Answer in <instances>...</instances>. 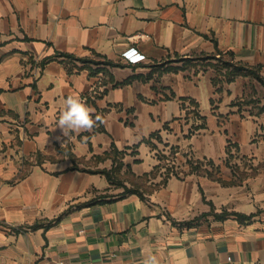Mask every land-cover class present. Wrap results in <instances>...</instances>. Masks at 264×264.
<instances>
[{
  "label": "crops",
  "instance_id": "1",
  "mask_svg": "<svg viewBox=\"0 0 264 264\" xmlns=\"http://www.w3.org/2000/svg\"><path fill=\"white\" fill-rule=\"evenodd\" d=\"M255 73L264 0H0V264H264V169L228 193L157 156L264 164Z\"/></svg>",
  "mask_w": 264,
  "mask_h": 264
},
{
  "label": "rangeland",
  "instance_id": "2",
  "mask_svg": "<svg viewBox=\"0 0 264 264\" xmlns=\"http://www.w3.org/2000/svg\"><path fill=\"white\" fill-rule=\"evenodd\" d=\"M223 67L225 69H229L231 68L230 66H226L225 64H223ZM244 71L246 70H240L239 74L245 73ZM229 74V76L232 74L230 72L226 73V77L228 78L229 76H227ZM254 87L256 88V97L260 100H262L264 102V90L263 88L258 84L255 83ZM162 149V150H161ZM161 149L159 150V153H155V155L157 154V156L161 159V160H165V162H163V165H169L170 167H165L166 169H174L176 170L178 168V170H180V173L183 174L184 173H188V171H193L194 173L197 174H204V175H208L211 178H217L220 180L221 183H223L225 187V190L228 191V193H231V190L236 189L234 193H245L247 191V180H248V175L249 173H254V170L260 171L264 169V164L261 162H256V163H248L246 160H239V158L237 156H233V155H229L222 164L216 166L214 163L209 162V161H201L199 162V164H193L191 165V169H189L188 167H183V169H181V167H178L181 164H185L186 162V158L183 157V153L176 155L171 153L168 150H164L163 146L161 147ZM174 152V151H173ZM175 159L178 160L176 161V165H173L174 163L172 162L173 160H169V162H167L166 159ZM188 161H190L188 159ZM162 165V164H161ZM182 171V172H181ZM164 172V170H163ZM229 198L231 197L228 196ZM229 200V199H228ZM213 202V201H212ZM226 202V201H224ZM218 203V202H217ZM215 205V204H214ZM216 207V206H215ZM224 208V206H223ZM216 209H219V207H216ZM222 210V208H220V211ZM218 211L217 213H215L214 211L210 212L209 215H213V216H228L230 215L232 212H227V211ZM223 214V215H222ZM206 221H210L213 220V217L209 216L207 218H204Z\"/></svg>",
  "mask_w": 264,
  "mask_h": 264
},
{
  "label": "clouds",
  "instance_id": "3",
  "mask_svg": "<svg viewBox=\"0 0 264 264\" xmlns=\"http://www.w3.org/2000/svg\"><path fill=\"white\" fill-rule=\"evenodd\" d=\"M93 113L94 109L79 96L69 95L64 100V108L58 118L57 127L64 136L91 131L101 120L99 115L93 117ZM144 264H158V261L155 256H149L145 259Z\"/></svg>",
  "mask_w": 264,
  "mask_h": 264
},
{
  "label": "built area",
  "instance_id": "4",
  "mask_svg": "<svg viewBox=\"0 0 264 264\" xmlns=\"http://www.w3.org/2000/svg\"><path fill=\"white\" fill-rule=\"evenodd\" d=\"M122 57L131 65H136L146 60V56L135 48L123 52Z\"/></svg>",
  "mask_w": 264,
  "mask_h": 264
},
{
  "label": "trees",
  "instance_id": "5",
  "mask_svg": "<svg viewBox=\"0 0 264 264\" xmlns=\"http://www.w3.org/2000/svg\"><path fill=\"white\" fill-rule=\"evenodd\" d=\"M82 61H85V62H87V60H82ZM255 75H256V77H257V79L264 85V80L261 78V77H259L256 73H255ZM96 172H98V171H96ZM98 173H104V174H106L107 176H108V173L107 172H98ZM166 181V180H165ZM223 215V214H222ZM239 220H249V219H251L252 218V215H250V216H246V215H242V214H234ZM217 217H220V218H223L224 216H221V215H219V216H217Z\"/></svg>",
  "mask_w": 264,
  "mask_h": 264
}]
</instances>
